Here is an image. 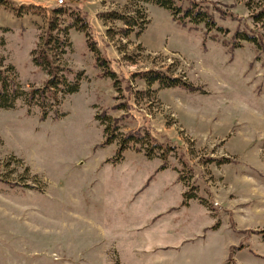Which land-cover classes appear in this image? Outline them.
I'll use <instances>...</instances> for the list:
<instances>
[{
  "label": "rangeland",
  "instance_id": "rangeland-1",
  "mask_svg": "<svg viewBox=\"0 0 264 264\" xmlns=\"http://www.w3.org/2000/svg\"><path fill=\"white\" fill-rule=\"evenodd\" d=\"M21 1L20 15L0 6V63L13 65L21 88L37 87L47 76L30 51L59 4ZM79 1L101 53L129 79L135 117L145 115L154 136L175 147L165 162L137 142L112 162L118 143L101 145L102 118L124 111L111 109L120 101L114 80L99 75L84 33L70 28L59 62L77 90L47 109L24 100L0 108V264H264V17L252 16L264 0H172L173 9ZM112 9L147 22L122 35L119 22L99 17ZM148 68L201 90L130 76ZM130 121L123 131L142 120ZM221 156L231 161L207 160ZM181 167L218 213L183 198Z\"/></svg>",
  "mask_w": 264,
  "mask_h": 264
},
{
  "label": "trees",
  "instance_id": "trees-1",
  "mask_svg": "<svg viewBox=\"0 0 264 264\" xmlns=\"http://www.w3.org/2000/svg\"><path fill=\"white\" fill-rule=\"evenodd\" d=\"M141 3H150L158 6H162L168 9H173L175 4L172 0H134ZM67 2V3H66ZM23 1L21 0H0V6H4L10 11H15L17 15H20V10L23 8ZM32 6H39L33 4ZM136 10H119L112 9L99 13V17L102 20L110 22H119L121 26L118 32L122 35H127L131 32L135 26L141 28L147 22V20H138ZM256 19L264 17V6L252 15ZM92 17H87L86 13L82 11V5L79 0H67L62 5H57L53 9H50L48 18L45 24H39L38 40L34 48L30 51L31 61L46 74V79L41 86H31L21 88L19 84L14 80L13 72L14 68L12 64H8L3 67L0 63V108H12L16 105L17 101L24 100L28 104H35L40 102L42 107H47V102L52 99H56L57 95H64L65 93H71L77 90L78 81L76 83L69 82L72 69L60 64V56L66 53L69 46L67 40L68 32L70 28H75L77 31L84 33L86 44L88 49L92 52L96 67L99 69V75L102 77H110L114 80L115 91L117 95L114 97L117 103L111 106L112 110H123L124 113L121 116L112 117L110 115H104L102 120L106 119L105 125V138L101 143L102 146L111 144L115 141L118 143V149L116 154L112 158L113 163H118L122 160L121 152L131 147V145L140 142L141 146L150 144V151H153L151 156L158 155L155 152L160 153V156H165V162L168 158L167 148L175 147L174 144L169 142H162L158 140L153 132L154 129L148 126V119L144 115L138 117L142 121L139 124L133 125V127L123 131L122 128L126 122H136L137 119L133 113L136 110L133 102L134 95L130 86L127 75H119L116 70L111 67V59L107 58L101 53L98 40L95 38L94 26L90 22ZM3 37L0 35V45H3ZM1 59V58H0ZM111 60V61H110ZM119 72V71H118ZM131 77L136 79H142L149 84L155 83L158 87L174 88L184 87L189 91L201 90L199 87L194 86L187 81H184L181 77L172 76L166 69H144L141 71L131 72ZM126 82V87L123 90L119 86L120 78ZM79 79V77H78ZM60 88L62 91H60ZM21 98V99H20ZM126 120V121H125ZM142 126H145L142 128ZM150 128V129H149ZM209 161H215L216 163H227L231 161L230 157L221 156L207 159ZM187 165V163H185ZM166 167V163L162 164L160 168ZM191 170V167L188 166ZM4 171L0 173V183H5L3 177ZM177 180H179L184 186L183 198H199L200 202H203L212 210V214L215 211L218 213L220 207L211 201H204L202 197L195 192L193 188L196 187L194 181L191 180V175L184 171V167L177 169ZM12 186H15L16 182H11ZM233 248L229 249L228 260H232Z\"/></svg>",
  "mask_w": 264,
  "mask_h": 264
},
{
  "label": "built area",
  "instance_id": "built-area-1",
  "mask_svg": "<svg viewBox=\"0 0 264 264\" xmlns=\"http://www.w3.org/2000/svg\"><path fill=\"white\" fill-rule=\"evenodd\" d=\"M64 2H65V0H58V4H59V5L64 4Z\"/></svg>",
  "mask_w": 264,
  "mask_h": 264
}]
</instances>
